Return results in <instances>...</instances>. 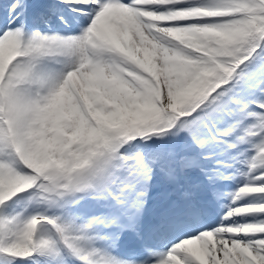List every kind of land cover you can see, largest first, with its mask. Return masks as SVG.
Wrapping results in <instances>:
<instances>
[{"label": "snow or ice", "instance_id": "snow-or-ice-1", "mask_svg": "<svg viewBox=\"0 0 264 264\" xmlns=\"http://www.w3.org/2000/svg\"><path fill=\"white\" fill-rule=\"evenodd\" d=\"M0 264H264V0H0Z\"/></svg>", "mask_w": 264, "mask_h": 264}]
</instances>
